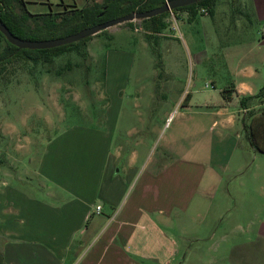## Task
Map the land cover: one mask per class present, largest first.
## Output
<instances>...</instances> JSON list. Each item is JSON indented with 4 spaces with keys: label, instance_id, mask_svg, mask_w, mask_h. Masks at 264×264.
I'll return each mask as SVG.
<instances>
[{
    "label": "rangeland",
    "instance_id": "1",
    "mask_svg": "<svg viewBox=\"0 0 264 264\" xmlns=\"http://www.w3.org/2000/svg\"><path fill=\"white\" fill-rule=\"evenodd\" d=\"M23 1V5L14 3L15 11L35 15L94 0ZM214 2L213 14L197 8L191 19L186 11H167L166 26L157 32L146 31L140 20H133L131 27L122 22L91 36L83 47L47 61L16 58L4 65L0 70V180L29 173V181L13 178L12 183L23 193L41 198L45 183L38 171L43 168L40 157L48 138L57 132L67 134V149L59 148L60 154L75 150L76 143L82 153L86 142L91 152L92 130L105 131L104 114L110 108L102 98L114 90L109 63L115 56L127 65L118 83L124 98L115 140L127 150L132 146L140 160L189 157L207 167L189 210L165 222L177 242L170 264H238L240 243L253 238L264 224V161H260L264 158H259L264 156L256 155L253 161V151L240 147L242 122L249 111L242 114L235 97L217 105L218 88L232 86L229 63L249 60L264 73L257 48L264 30L250 5L243 8L236 0ZM133 25L142 31L133 30ZM117 28L121 34L115 32ZM108 30L113 38L107 37ZM3 46L0 37V50ZM162 87L165 99L157 95L150 99ZM226 116L233 118L231 124L224 120Z\"/></svg>",
    "mask_w": 264,
    "mask_h": 264
},
{
    "label": "crops",
    "instance_id": "2",
    "mask_svg": "<svg viewBox=\"0 0 264 264\" xmlns=\"http://www.w3.org/2000/svg\"><path fill=\"white\" fill-rule=\"evenodd\" d=\"M236 2L243 8L250 5V12L264 30V0ZM214 6L215 2L212 14ZM118 28L115 32L121 34ZM132 28L142 31L135 25ZM106 34L114 36L109 30ZM257 48L263 64L264 33ZM113 58L109 63V80L114 90L102 98L110 108L109 114H104V132L92 130L91 152L87 151V142L82 153L78 151L75 140V150L60 154L59 148L67 149V134L57 132L48 138L41 151L43 168L38 171L45 183L40 189L41 198L23 193L12 183L13 178L29 181V173L12 177L9 182L1 178L0 264H170L176 255L177 242L166 230L165 222L174 214L189 210L207 167L201 160L189 157L140 160L132 146L127 150L115 140L124 98L118 83L127 65ZM155 66L165 68L163 63ZM226 69L233 76V90L226 98L221 93L223 88H218L221 98L217 105L233 97L238 100L254 95L264 81V73L249 60L229 63ZM210 82L214 85L215 81L211 78ZM164 89L160 95L152 92L150 99L155 95L165 99ZM247 111L245 123L254 118L264 124V97L261 102L255 98L245 100L240 112L246 115ZM224 120L231 124L233 118L226 116ZM261 142L264 143V137L258 139V145ZM240 147L253 151V161L256 155L264 156V152L248 143L244 129ZM240 246L236 252L238 264H264V224Z\"/></svg>",
    "mask_w": 264,
    "mask_h": 264
},
{
    "label": "trees",
    "instance_id": "3",
    "mask_svg": "<svg viewBox=\"0 0 264 264\" xmlns=\"http://www.w3.org/2000/svg\"><path fill=\"white\" fill-rule=\"evenodd\" d=\"M165 0H101V2L91 1L76 7L71 4L69 8H62L61 11L52 13L29 14L26 11L18 13L14 9V3L24 4L23 0H0V21L6 26L9 32L21 39L41 40L62 37L71 33H75L80 29L92 26L94 24L112 19L121 15H125L132 11H145L162 5ZM214 0H201L182 7H177L171 11H186L188 19L193 18L197 8H205L207 14L212 13V5ZM164 13H160L149 18L140 19L141 24L149 32H157L159 28L166 26L163 20ZM131 25V21H126ZM104 30L99 31L100 34ZM91 36L84 37L76 42L59 45L48 49H20L8 43L0 34L4 41V46L0 50V70L4 65L10 64L16 58H44L49 60L50 56H55L61 52L83 47L85 41ZM84 52L85 48H84ZM86 54V53H85ZM232 86L224 87L221 93L228 98L232 92ZM264 97V81L254 95L241 96L238 99L240 108L245 105V100L255 98L259 102ZM263 113V112H261ZM260 113V114H261ZM242 128L250 145L259 152H264V143L258 145V139L264 137V124L260 121H254L251 118L248 123L242 122Z\"/></svg>",
    "mask_w": 264,
    "mask_h": 264
},
{
    "label": "water",
    "instance_id": "4",
    "mask_svg": "<svg viewBox=\"0 0 264 264\" xmlns=\"http://www.w3.org/2000/svg\"><path fill=\"white\" fill-rule=\"evenodd\" d=\"M201 0H165L162 5L145 10V11H132L125 15H121L112 19H108L106 21L94 24L89 27H85L80 29L75 33H71L62 37L49 38V39H41V40H27L21 39L14 35H12L6 26L0 21V34L4 37V39L20 49H48L52 47H56L63 44H68L72 42H76L84 37L94 35L101 30H105L108 27L120 24L126 21L140 20L144 18H149L151 16L164 13L170 11L177 7H182L191 3H195Z\"/></svg>",
    "mask_w": 264,
    "mask_h": 264
},
{
    "label": "built area",
    "instance_id": "5",
    "mask_svg": "<svg viewBox=\"0 0 264 264\" xmlns=\"http://www.w3.org/2000/svg\"><path fill=\"white\" fill-rule=\"evenodd\" d=\"M200 11H201L202 13L206 14V9H205V8H201ZM170 12H172V11L170 10ZM173 20H174V19H173ZM96 211H98V207L96 208Z\"/></svg>",
    "mask_w": 264,
    "mask_h": 264
}]
</instances>
